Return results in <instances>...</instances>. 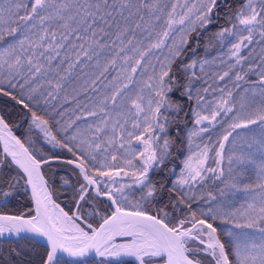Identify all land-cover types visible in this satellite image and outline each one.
Here are the masks:
<instances>
[{
	"label": "snow or ice",
	"instance_id": "snow-or-ice-1",
	"mask_svg": "<svg viewBox=\"0 0 264 264\" xmlns=\"http://www.w3.org/2000/svg\"><path fill=\"white\" fill-rule=\"evenodd\" d=\"M0 97V264H264V0H0Z\"/></svg>",
	"mask_w": 264,
	"mask_h": 264
},
{
	"label": "trees",
	"instance_id": "trees-1",
	"mask_svg": "<svg viewBox=\"0 0 264 264\" xmlns=\"http://www.w3.org/2000/svg\"><path fill=\"white\" fill-rule=\"evenodd\" d=\"M202 51V50H201ZM215 55V53H213ZM254 79V77H252ZM0 114L4 115L6 119L9 120L15 135L20 138H24L28 133V123L26 120L22 119V113L17 112L16 107H14V102L8 100L7 97H0ZM40 146V145H38ZM43 147L48 151L47 146L43 145ZM58 151V150H57ZM1 152V148H0ZM66 155V153L64 154ZM49 175L55 174V179L57 181V197L58 202L61 203L66 210L72 207L71 204V191H65L60 185V177H71V183H75V177L72 176L71 169L67 166H63L60 164H52L50 168L45 169ZM70 187V186H69ZM165 199L167 194L165 193ZM19 199L14 200L15 203H26L28 202V197L23 192L18 194Z\"/></svg>",
	"mask_w": 264,
	"mask_h": 264
},
{
	"label": "rangeland",
	"instance_id": "rangeland-1",
	"mask_svg": "<svg viewBox=\"0 0 264 264\" xmlns=\"http://www.w3.org/2000/svg\"><path fill=\"white\" fill-rule=\"evenodd\" d=\"M45 146H47V145H45ZM47 149H48V151H51V149L49 148V146H47ZM2 150V149H1ZM2 152V151H1Z\"/></svg>",
	"mask_w": 264,
	"mask_h": 264
},
{
	"label": "water",
	"instance_id": "water-1",
	"mask_svg": "<svg viewBox=\"0 0 264 264\" xmlns=\"http://www.w3.org/2000/svg\"><path fill=\"white\" fill-rule=\"evenodd\" d=\"M14 134H15V133H14ZM0 148L3 150V145H0ZM2 150H1V151H2Z\"/></svg>",
	"mask_w": 264,
	"mask_h": 264
}]
</instances>
